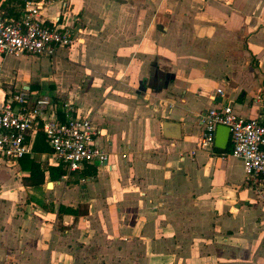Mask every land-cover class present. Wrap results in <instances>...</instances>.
I'll use <instances>...</instances> for the list:
<instances>
[{"label": "crops", "instance_id": "crops-1", "mask_svg": "<svg viewBox=\"0 0 264 264\" xmlns=\"http://www.w3.org/2000/svg\"><path fill=\"white\" fill-rule=\"evenodd\" d=\"M63 1L77 41L56 56L78 69L67 90L109 161L72 182L45 172L40 187L14 166L0 183V264H264V192L218 152L230 139L214 146L225 128L203 147L199 122L227 103L264 119V0ZM46 154L32 153L42 167Z\"/></svg>", "mask_w": 264, "mask_h": 264}, {"label": "built area", "instance_id": "built-area-1", "mask_svg": "<svg viewBox=\"0 0 264 264\" xmlns=\"http://www.w3.org/2000/svg\"><path fill=\"white\" fill-rule=\"evenodd\" d=\"M52 4V0H24L18 18L0 14V55L51 58L60 49L71 48L77 37L69 22V5L62 0L59 13L48 17L45 13ZM217 94L223 96L220 90ZM199 122L203 147L213 146L218 126L228 128L229 155L242 162L245 185L258 194L264 192V119L241 117L227 103L203 112ZM39 130L51 150L45 156L48 165L62 166L68 175L86 167L107 166L109 154L101 130L74 104L59 105L31 91L28 84L13 90L0 87V162L14 163L32 155Z\"/></svg>", "mask_w": 264, "mask_h": 264}, {"label": "rangeland", "instance_id": "rangeland-1", "mask_svg": "<svg viewBox=\"0 0 264 264\" xmlns=\"http://www.w3.org/2000/svg\"><path fill=\"white\" fill-rule=\"evenodd\" d=\"M63 54L64 52L50 59L45 57L6 56L0 66V81L2 85L7 87H11L10 83H14L16 80L29 81L30 84H34L31 91H35L42 97L54 98L59 105L71 102L76 108L75 97H79L80 94H72L70 97L66 85L75 86L77 83L75 76L78 74V69L72 68L77 72L73 75L67 67L68 61H66L67 59ZM5 81L8 84H5ZM84 99L82 97L78 105H84ZM35 160L40 161L41 156H35ZM25 162L26 160L22 161V163ZM14 166H18L21 170L19 162H0V183H11L16 173ZM75 178H77V175L72 174L68 180L72 182ZM47 182H49V179L44 184Z\"/></svg>", "mask_w": 264, "mask_h": 264}, {"label": "trees", "instance_id": "trees-1", "mask_svg": "<svg viewBox=\"0 0 264 264\" xmlns=\"http://www.w3.org/2000/svg\"><path fill=\"white\" fill-rule=\"evenodd\" d=\"M24 0H0V9L4 10V16L6 18H18L21 13ZM10 4H14L12 7H8ZM54 99V98H53ZM217 150V149H215ZM32 153L42 154L50 153V147L46 143L45 135L42 130H39L35 136V139L31 148ZM231 148H228L227 151H218L223 155L230 154ZM23 160H26L25 163H22ZM21 170L27 171L28 176L22 179V183L25 186L29 187H40L44 184V173L48 172L50 180L52 182L60 181L62 177L67 175V171L64 167H51L44 166L42 167L39 162L35 160V156L26 155L23 158L18 160ZM96 166L86 167L82 171V176L84 177H94L96 175ZM72 174V173H71ZM58 213L60 214H76L77 210L69 207L60 205L58 208Z\"/></svg>", "mask_w": 264, "mask_h": 264}, {"label": "water", "instance_id": "water-1", "mask_svg": "<svg viewBox=\"0 0 264 264\" xmlns=\"http://www.w3.org/2000/svg\"><path fill=\"white\" fill-rule=\"evenodd\" d=\"M164 127H165V124H163V129H164ZM221 127L225 128V130H226V137L223 138V136H220V139H218V142H216V143L214 144V146H215L216 148H218V149L224 150V149L226 148V146H227V143H228V139H229V130H228V128H226L225 126H221ZM51 184H52V183L49 182L47 186H49V185H51Z\"/></svg>", "mask_w": 264, "mask_h": 264}]
</instances>
